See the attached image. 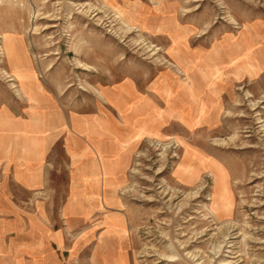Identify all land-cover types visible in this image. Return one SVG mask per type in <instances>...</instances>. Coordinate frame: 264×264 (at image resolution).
<instances>
[{
  "label": "rangeland",
  "instance_id": "obj_1",
  "mask_svg": "<svg viewBox=\"0 0 264 264\" xmlns=\"http://www.w3.org/2000/svg\"><path fill=\"white\" fill-rule=\"evenodd\" d=\"M8 118L0 168L41 187L0 174L25 219L0 215V250L22 224L58 235L52 264H264V0H0ZM70 118L125 155L87 220L64 215Z\"/></svg>",
  "mask_w": 264,
  "mask_h": 264
},
{
  "label": "crops",
  "instance_id": "obj_2",
  "mask_svg": "<svg viewBox=\"0 0 264 264\" xmlns=\"http://www.w3.org/2000/svg\"><path fill=\"white\" fill-rule=\"evenodd\" d=\"M128 119L131 121V118ZM130 121L129 123H131ZM1 122L0 157H5L9 141H12V139L20 141L22 136L9 130V118L5 119L7 125L4 126L5 122ZM69 124L71 135H68L70 141L68 148L69 154L72 157V161H70V170L74 171L71 173L72 175L69 184L70 197L67 207L64 209V215L73 216L74 218L72 219L75 220H87L91 213L87 212V210L89 211V206L92 204H98V200L103 198L104 194H108V168H119V170L120 168H124V163L126 162H124L123 157H125V155L122 153L120 155L118 154V144L115 142L116 140L109 138L110 136L106 132L103 134L97 133L99 129L107 130L105 126L108 125V120L103 124V121H98L97 119H93L92 121L80 119L77 121L76 118H70ZM78 126L85 127L79 129ZM131 134L134 135L133 131ZM21 141L23 142L22 139ZM16 143L19 142L16 141ZM109 158H112L111 161ZM24 160L25 164L23 166L16 165L15 168H7L9 162H7L6 159L4 168H0V174L2 175L4 183L2 190H4L5 195H7L10 180L26 191L41 187L39 184V175L34 174L33 176V172L30 170L31 167L28 165L29 160ZM109 163L112 164L110 165ZM9 203V199H7L6 196L1 199V219L5 221V219H7L6 214L14 213V216L16 217L13 218H15V220H25L23 218H17L19 213L13 207L10 208ZM2 227L3 231L0 235H8L9 225L7 222L3 223ZM31 230H29V228H22V224L19 225V228L11 230L16 236H28L30 232L34 231L35 233L33 235H36L37 238L33 241L20 239V245L14 249H9L7 245H4V250H0L1 264H52V262L42 260L50 259V256L56 255L51 242L53 239L50 238L54 237V239L59 242L58 235L49 234L46 236L43 227H37L36 229ZM4 243L7 244L8 240L4 241ZM6 261H10V263H6Z\"/></svg>",
  "mask_w": 264,
  "mask_h": 264
}]
</instances>
